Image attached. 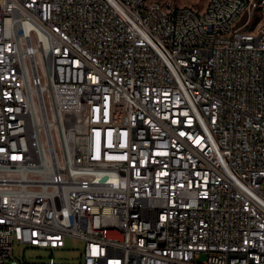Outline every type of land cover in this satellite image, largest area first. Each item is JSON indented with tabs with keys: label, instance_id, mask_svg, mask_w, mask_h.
<instances>
[{
	"label": "built area",
	"instance_id": "obj_1",
	"mask_svg": "<svg viewBox=\"0 0 264 264\" xmlns=\"http://www.w3.org/2000/svg\"><path fill=\"white\" fill-rule=\"evenodd\" d=\"M67 238L264 264V0H0V264Z\"/></svg>",
	"mask_w": 264,
	"mask_h": 264
},
{
	"label": "rangeland",
	"instance_id": "obj_2",
	"mask_svg": "<svg viewBox=\"0 0 264 264\" xmlns=\"http://www.w3.org/2000/svg\"><path fill=\"white\" fill-rule=\"evenodd\" d=\"M179 6H189L196 11H201L205 7L208 0H171ZM115 115V113H114ZM116 116H121L118 111ZM122 124L120 123V126ZM84 241L67 238L63 248H37L29 244L19 243L13 244V253L10 260H6L4 264H49L50 258L54 264H80L83 257ZM204 256L198 260L200 262Z\"/></svg>",
	"mask_w": 264,
	"mask_h": 264
},
{
	"label": "bare ground",
	"instance_id": "obj_3",
	"mask_svg": "<svg viewBox=\"0 0 264 264\" xmlns=\"http://www.w3.org/2000/svg\"><path fill=\"white\" fill-rule=\"evenodd\" d=\"M98 123H99L100 125H105L106 121H104V120H100V121H98ZM107 139H108V138H107Z\"/></svg>",
	"mask_w": 264,
	"mask_h": 264
}]
</instances>
